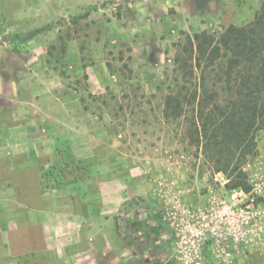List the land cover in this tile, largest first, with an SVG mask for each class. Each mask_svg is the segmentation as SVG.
I'll use <instances>...</instances> for the list:
<instances>
[{
    "label": "crops",
    "instance_id": "1",
    "mask_svg": "<svg viewBox=\"0 0 264 264\" xmlns=\"http://www.w3.org/2000/svg\"><path fill=\"white\" fill-rule=\"evenodd\" d=\"M258 1L42 0L41 15H0V36L11 37L0 39V264H173L166 251L158 254L169 239L152 252L164 224L119 219L133 196L144 200L136 197L144 181L108 170L119 154L118 128L101 110H86L69 85V69L82 68L81 58L65 47L60 61L48 57L47 41L68 17L60 4L87 3V23L104 31L112 24L116 36L132 38L134 52H146L175 29L204 27L216 15L238 26ZM119 2L120 15L110 16ZM49 3L59 6L45 15ZM90 48L87 92L104 97L121 74L109 71L102 43Z\"/></svg>",
    "mask_w": 264,
    "mask_h": 264
},
{
    "label": "rangeland",
    "instance_id": "2",
    "mask_svg": "<svg viewBox=\"0 0 264 264\" xmlns=\"http://www.w3.org/2000/svg\"><path fill=\"white\" fill-rule=\"evenodd\" d=\"M41 1L0 0V15H41ZM122 2L114 5L110 16L117 15V12L120 15L119 9L124 8ZM261 5L262 0H259L253 13L242 15L238 26L252 21ZM58 6L56 3L44 4L45 15L53 14ZM58 10L59 14L63 13L68 17L60 19L59 22L57 20L62 25L56 37L47 41L48 50L53 47L48 57L60 61L64 56L62 47H65V50H73L76 58H81L82 68L69 69V85L75 90L79 100L83 97L86 107L98 113L101 110L103 121H113L118 128L117 139L121 143L118 144L119 154L117 159L107 161L108 170H116L118 167L123 171L124 177L132 179L133 174L144 181L142 194H136V197H144V200H137L133 196V201L128 202L125 208L127 210L123 211L119 219L131 222L137 215L142 220L152 219L156 225L164 224L166 229L161 237L153 235L152 252L156 255L157 246L169 239L168 245L158 254L166 251L170 254L173 264H186L184 261H178L180 254L177 253L175 245L176 225L181 220L180 212H196L200 208L210 210L214 199L218 198V195L226 198L230 190L226 187L225 175L215 173L204 157L199 155L198 149L189 143L185 119L173 121L163 117V99L171 92V85L177 83L176 79L188 81V85L196 78L195 76L182 79L183 71L180 68L182 60L188 58L186 49H190V40L194 34L207 31L218 36L227 25L222 21L221 15H216L215 19L209 24L206 22L204 27L175 29L176 31L170 32L169 37L163 36V43L148 48L146 52L142 51V48L134 52L130 43L132 38L116 36L114 25L109 24L104 31L90 21L87 23V3L60 4ZM10 38V35L0 36L3 40ZM95 43L104 45L103 51L109 71L121 74L120 79L112 77L114 82L108 87L109 95H115L117 99L110 101L111 96H107V105L103 104L102 96L95 100L89 97L87 81L84 78L87 73L84 67L91 62L88 52L92 51L90 46ZM177 58H180V62H177ZM128 77L130 79H127ZM256 141L258 155L250 158L244 168L251 180L264 184V130L257 133ZM131 167L134 168L133 171ZM256 198L263 221V230L256 235V242L243 248L240 255L234 256L232 263L224 262L210 243L202 242L198 249L200 258L195 263L264 264V194ZM133 204L136 210L131 216ZM164 261H168V258Z\"/></svg>",
    "mask_w": 264,
    "mask_h": 264
},
{
    "label": "trees",
    "instance_id": "3",
    "mask_svg": "<svg viewBox=\"0 0 264 264\" xmlns=\"http://www.w3.org/2000/svg\"><path fill=\"white\" fill-rule=\"evenodd\" d=\"M42 31L37 29L24 40ZM186 52L188 58L180 64L182 79L196 78L188 85V81L176 79L164 96L163 117L173 121L184 118L189 143L215 173L225 175L226 187L250 192L244 167L258 155L256 137L264 130V0L252 21L229 25L218 36L207 31L195 33ZM84 78L87 80V75ZM109 93L107 89L102 97L104 105L107 96L110 101L117 99ZM89 97L95 100L101 96L89 93Z\"/></svg>",
    "mask_w": 264,
    "mask_h": 264
},
{
    "label": "built area",
    "instance_id": "4",
    "mask_svg": "<svg viewBox=\"0 0 264 264\" xmlns=\"http://www.w3.org/2000/svg\"><path fill=\"white\" fill-rule=\"evenodd\" d=\"M249 181L250 192L236 188L230 190L226 198L218 195L210 210L180 212L181 220L175 231L178 261L198 264L195 262L200 258V243L207 242L224 262L232 263L235 255L256 242V235L263 230L256 196L264 194V184L250 178Z\"/></svg>",
    "mask_w": 264,
    "mask_h": 264
}]
</instances>
